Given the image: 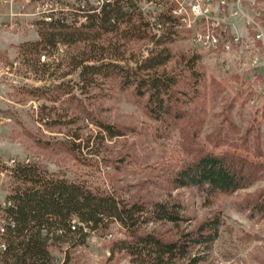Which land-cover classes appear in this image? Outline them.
<instances>
[{"label": "rangeland", "instance_id": "obj_1", "mask_svg": "<svg viewBox=\"0 0 264 264\" xmlns=\"http://www.w3.org/2000/svg\"><path fill=\"white\" fill-rule=\"evenodd\" d=\"M24 2L0 0V226L6 223L2 208L13 186L5 168L36 162L71 180L88 176L98 186L128 199L179 201L187 222L178 226L151 223L146 227L167 238L221 214L224 224L202 264H264V216L242 208L264 191V50L236 47L207 51L182 33L169 44L173 59L166 68L175 69L182 56L199 55L204 77L202 93L188 116L173 123L151 119L144 101L131 90H121L111 83L85 93L76 87L74 98L64 96L52 102L26 91L60 83L78 84L80 68L76 62L83 52L90 51L92 42L42 46L39 54L23 56L21 44L41 38L37 25L41 9L34 3L22 8ZM229 21L234 34L244 28L238 17H229ZM91 32L96 51L106 50L111 39L120 37L119 33L98 29ZM122 43L120 51L131 64L148 56L153 48L146 41ZM43 55L46 61L41 60ZM45 106L52 108L44 111L45 115L60 119L57 124L40 120ZM72 115H77V121L68 123ZM90 117L121 128L125 135L113 139L106 135L95 144L99 155L84 149V163L60 143L71 138L67 136L69 131L80 127L84 138L97 134L99 128ZM208 151L246 157L252 174L246 187L215 194L195 187L173 188L169 182L172 174L186 160ZM87 231L89 237L83 242L76 235H70L67 242L55 241L50 247L54 264H63L66 258L69 264H137L124 252L111 251L115 241L126 238L118 222L110 220L99 232Z\"/></svg>", "mask_w": 264, "mask_h": 264}, {"label": "trees", "instance_id": "obj_2", "mask_svg": "<svg viewBox=\"0 0 264 264\" xmlns=\"http://www.w3.org/2000/svg\"><path fill=\"white\" fill-rule=\"evenodd\" d=\"M159 21L162 32L158 35L133 0H115L104 8L102 15H91L81 26L38 21L41 38L21 44L23 56L39 54L42 46L80 42H92V45L90 51L83 52V57L76 62L80 68L78 84L31 87L27 94L58 102L64 96L74 98L76 87L85 93L111 83L121 90H131L138 100L144 101L146 113L155 121L173 123L186 118L191 105L202 93L204 75L199 68L200 56H182L175 69L167 70L166 66L173 59L169 44L182 33L172 26L174 17L169 9L160 13ZM94 29L119 33L120 37L116 41L111 39L106 50L96 51L91 32ZM130 40L152 43L153 48L148 56L131 64L120 51L124 46L122 41ZM51 109L41 108L40 120L57 124L60 119L52 120L44 113ZM76 118L77 115H72L68 123H75ZM91 120L99 128L97 134L84 138L80 127L69 131L67 136L71 138L60 143L84 163L87 161L84 149L89 154L99 155L95 144L103 141L106 135L110 139L125 135L124 130L115 125ZM248 165L243 156L203 152L186 160L169 182L175 189L195 187L210 194L233 193L245 188L249 182L252 174ZM5 170L13 186L2 208L6 220L0 234V244L6 247L0 251L3 264H54L56 259L52 257L50 247L55 241L67 242L70 235H76L83 242L90 234L87 228L92 232L105 230L110 220L118 222L126 232V238L115 241L111 251L124 252L137 264H202L224 224L221 214H217L195 229L182 230L175 237L167 238L156 229L147 230L146 227L151 223L178 226L187 222L188 218L182 215L184 206L179 201L149 203L128 199L98 186L88 176L71 180L36 162L15 163ZM242 208L253 215L264 216V191ZM44 229L46 234L42 232ZM63 264H69V259L66 258Z\"/></svg>", "mask_w": 264, "mask_h": 264}, {"label": "built area", "instance_id": "obj_3", "mask_svg": "<svg viewBox=\"0 0 264 264\" xmlns=\"http://www.w3.org/2000/svg\"><path fill=\"white\" fill-rule=\"evenodd\" d=\"M25 1V2H24ZM115 0H22V8L34 3L38 21L66 22L81 26L93 15H102ZM154 33L162 32L159 15L168 10L174 17L172 26L190 35L196 47L207 51H230L236 47L264 50V0H133ZM229 17H238L244 28L232 33ZM233 25V24H232ZM42 61L47 56L41 57ZM10 204V203H8ZM3 226H0V234ZM43 234L47 233L44 229ZM0 244V250H5Z\"/></svg>", "mask_w": 264, "mask_h": 264}]
</instances>
